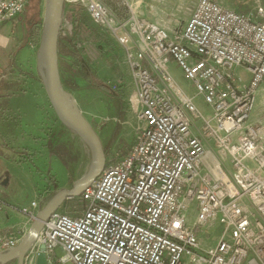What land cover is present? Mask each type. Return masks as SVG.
I'll return each instance as SVG.
<instances>
[{
	"label": "built area",
	"instance_id": "built-area-1",
	"mask_svg": "<svg viewBox=\"0 0 264 264\" xmlns=\"http://www.w3.org/2000/svg\"><path fill=\"white\" fill-rule=\"evenodd\" d=\"M81 3L132 55L131 108L143 127L131 151L109 162L80 195L87 207L77 217L57 210L45 221L24 264H36L42 246L49 264H243L264 248V146L248 122L264 81V8L255 15L199 0L181 31L133 14L118 21L99 0ZM28 0H0V26L25 10ZM65 19V17H64ZM72 22V21H71ZM70 25V21L67 20ZM64 36H71V28ZM175 62L194 96L169 71ZM250 74L242 84L235 68ZM195 97L213 110L210 120ZM205 120L232 177L202 173L204 142L192 131ZM255 208H247L245 202ZM198 206L195 229L187 211ZM38 202L23 213L36 219ZM220 224L218 244L203 248L197 230ZM24 234L0 236V254L16 248ZM264 257V256H263Z\"/></svg>",
	"mask_w": 264,
	"mask_h": 264
},
{
	"label": "rangeland",
	"instance_id": "rangeland-1",
	"mask_svg": "<svg viewBox=\"0 0 264 264\" xmlns=\"http://www.w3.org/2000/svg\"><path fill=\"white\" fill-rule=\"evenodd\" d=\"M99 1L106 6L118 21H123L135 14L148 21L159 24L171 33L181 31L185 27L198 2V0ZM220 1L225 7L231 10L236 9L234 11H242L244 14L255 15L259 12L260 8H264V0ZM65 4H67V6L64 12L65 19L63 21V29L67 33V28L69 26L72 27L71 34L73 35L76 31V26H74L75 22L70 12L74 5L78 7L82 5L81 3L79 4V1H68ZM44 11L45 0H28V4L23 13L6 22L7 25L4 23V25L2 24L0 26V80L3 79L9 82L12 78L25 74L21 77V81L24 83L23 78L27 75L24 69L28 70L25 62L26 59H28V55H36L37 60L39 55V48L32 46L28 39L29 22L33 18L44 19ZM85 15L87 20L86 26L89 30L83 29L82 31L86 33L79 38L80 49L84 59L90 65L93 72H95L96 78L101 83L100 85L102 87L100 89L93 86L90 87L87 81L79 75L74 76V82H76L74 86L69 88L64 85L62 86L68 94L69 99L74 101L75 107L97 132L104 150L107 153L106 165H108L109 162L119 161L124 158V154L129 151L128 149L137 142L143 127L138 115L134 113L130 106L132 105L131 100L129 103L131 93L133 89H135L132 70L129 65V57L130 61L133 60L132 55L134 54L128 55L130 51L127 53L126 49L119 43L115 36L107 29L94 22L87 9H85ZM67 20L70 21V25L67 23ZM96 29L101 34L100 39L95 35L94 30ZM16 55H20L21 59L24 57V61L22 60V62H20L22 70L19 74L17 71V67L19 66L12 64V61L16 59ZM7 59L10 61H8L9 67L3 72L2 70L6 67L5 61ZM63 59L67 64L72 61L70 57H65ZM33 68V72H36L35 65ZM65 71L68 70L64 69V72ZM236 73L242 78L247 77V73H243L239 68L236 69ZM240 76L238 77L240 78ZM190 85L192 87L191 91L195 94L196 92L194 91L193 84L190 83ZM50 115L51 119H48V123L44 128L46 142L44 157L41 156L37 158L28 153H19V155H16L13 159L12 155L6 156L5 153L2 152L4 150L0 149V175L4 173L15 174L14 171H17V169L19 171V167L17 168V164L13 162V160L26 167L32 164L34 165L33 169H37L38 173L44 174V176H46L50 182H54L55 185L56 183L58 184L59 192L61 190H71L74 187V181L76 182L88 173L92 164L90 148L75 132L66 127L57 118L51 108ZM5 117L14 120L19 118H14L11 115H6ZM6 118L3 120L6 121ZM10 121L12 122V120ZM18 136L21 135L17 133L11 135L10 140L5 141V143L14 144L15 147L25 149L24 145H19L24 142L11 139V137L17 138ZM220 158L222 159L221 161L229 162L230 160V158H222L221 155ZM229 163L232 172H226V174L223 175L232 177L234 168L232 162ZM245 204L249 205L251 211L255 210L249 201L245 202ZM86 207L87 205L82 202L80 197H77L66 200L63 209L70 215L77 217ZM216 228L219 229V227ZM216 228H206L212 230L211 233L206 234L207 241H211L212 239L216 241L217 238H219L220 234L214 231ZM263 256L264 248L257 254L251 251L244 263L252 259L256 264H264ZM14 264H17V262Z\"/></svg>",
	"mask_w": 264,
	"mask_h": 264
},
{
	"label": "crops",
	"instance_id": "crops-1",
	"mask_svg": "<svg viewBox=\"0 0 264 264\" xmlns=\"http://www.w3.org/2000/svg\"><path fill=\"white\" fill-rule=\"evenodd\" d=\"M237 12L244 13L239 10H237ZM14 60L15 61H12V64L19 66L17 67L19 74L22 70L20 67V62H22V60L24 61V57L21 59L20 55H16V59ZM8 61V59L5 61L6 67H4V70H2L3 72L9 67ZM25 62L28 70L24 69V71L27 73L26 77L23 78L24 83H22L21 77L25 74L18 75L17 77L12 78L9 82L4 81L3 79L0 80V117H2L0 118V149L4 150L1 151L4 152L6 156L12 155L13 159L16 157V155H19V153H28L30 155H34L37 158L41 156L44 157L43 155L45 154L46 150L44 128L48 123V119H51L50 108L53 110L43 81L41 80V74L39 72L36 55H28V59H26ZM34 65L36 67V72H33ZM238 68L234 69L235 73L236 69ZM169 69L178 86L186 91L190 96H194L195 94L193 91H191L192 87L190 83L186 80L183 72L175 62L170 63ZM239 70L243 71V73H247L246 78H242L236 73L238 76H240L241 83L245 85L248 84L250 80V74L242 68H239ZM195 102L205 120H210L213 110L200 97H195ZM6 115L19 118L14 120L7 117V119L5 117ZM5 118L6 121L3 120ZM10 120H12V122ZM205 120L193 118L192 131L204 142L206 147V155L202 159L200 165L201 171L202 173H208L215 176L214 178L216 179V177H222L223 174H226V172H232L229 163L231 161H221L222 159L220 158L219 148L215 140L204 133ZM248 126L255 130L260 144L264 146V81L258 90L257 105L248 122ZM15 133L20 134L21 136H18L17 138L11 137V139L24 142L23 144L19 145H24L25 149L15 147L14 144L5 143V141L10 140V136L14 135ZM133 146L128 149L129 151L124 154L125 156L128 155ZM13 162L17 164L19 171L17 169V171H14L15 174L4 173L0 175V236L3 237H21L23 234L24 236L27 235L33 222L29 221V218L23 213L22 210L24 208L33 210L31 205L34 201H37L38 206L36 209H34L36 210L37 217L38 212L46 206L47 202L50 201V199L53 198L55 194L58 193V190H55L56 185L58 186V184L56 183L55 185V183L52 181L50 182L48 178L44 176V174H41L40 172L38 173L37 169H33L34 165L31 164L26 167L24 165L22 166L18 164L14 160ZM7 175L8 182L3 184ZM63 206L64 204L58 210L65 211ZM247 208L251 211L249 205H247ZM82 213L78 214V216ZM197 213V204H191L187 211L189 228L195 229ZM207 227H219V229H213L220 234L216 241L213 239L211 241L206 240V234L211 233L212 231L211 229H206ZM223 230L224 228L220 224H210L206 227L198 229L197 237L200 241V245L203 248L215 247L223 234ZM14 263L16 262H10L6 264ZM184 264H189V260L185 259ZM244 264L256 263L251 259Z\"/></svg>",
	"mask_w": 264,
	"mask_h": 264
},
{
	"label": "water",
	"instance_id": "water-1",
	"mask_svg": "<svg viewBox=\"0 0 264 264\" xmlns=\"http://www.w3.org/2000/svg\"><path fill=\"white\" fill-rule=\"evenodd\" d=\"M66 0H45L43 29L39 44L38 68L50 104L57 118L75 132L90 148L92 164L88 173L74 183L71 190H61L37 214L27 235L11 251L0 254V264L17 262L24 264L26 253L37 240L45 221L69 199L80 197L101 175L106 165L102 142L90 122L75 107L63 88L59 71L58 43L64 21ZM8 182V175L3 184ZM42 246L36 264H49Z\"/></svg>",
	"mask_w": 264,
	"mask_h": 264
},
{
	"label": "trees",
	"instance_id": "trees-1",
	"mask_svg": "<svg viewBox=\"0 0 264 264\" xmlns=\"http://www.w3.org/2000/svg\"><path fill=\"white\" fill-rule=\"evenodd\" d=\"M66 6L67 4H65V8ZM70 13L73 18V21L75 22L74 26H76L75 27L76 31L72 36H63L62 32H60L59 43H58L59 71L61 73L60 77L62 84L68 88L74 86L76 83L74 82V76L79 75L87 81L90 87L93 86L100 89L102 87L100 85L101 83L97 80L95 72H93L90 65L84 59L82 55V51L80 49L79 38L81 35H84L86 33L85 31L84 32L82 31L83 29L89 30L87 29L86 26L87 20L85 15V7L84 6L78 7L74 5ZM29 23L30 26L28 30V39L30 40L33 46L39 48L41 33L43 29V19L41 20V18L40 19L33 18ZM94 31H95V35L98 37V39H100L101 34L97 31V29ZM65 57H70L72 61L71 62L68 61L69 63L67 64L63 59ZM64 69H67L68 71H65L66 72L65 73ZM105 155L107 157L106 151H105ZM55 190L56 191L58 190V186H56Z\"/></svg>",
	"mask_w": 264,
	"mask_h": 264
}]
</instances>
